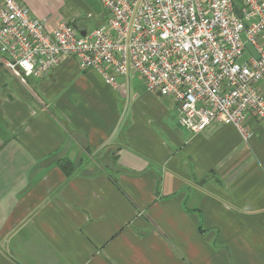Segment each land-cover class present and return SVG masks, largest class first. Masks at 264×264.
Wrapping results in <instances>:
<instances>
[{"label":"crops","instance_id":"1","mask_svg":"<svg viewBox=\"0 0 264 264\" xmlns=\"http://www.w3.org/2000/svg\"><path fill=\"white\" fill-rule=\"evenodd\" d=\"M17 1L47 31L102 26L100 0ZM116 83L74 59L24 85L0 66V264H264L260 125L191 134L136 74Z\"/></svg>","mask_w":264,"mask_h":264},{"label":"built area","instance_id":"2","mask_svg":"<svg viewBox=\"0 0 264 264\" xmlns=\"http://www.w3.org/2000/svg\"><path fill=\"white\" fill-rule=\"evenodd\" d=\"M100 4L104 25L82 36L68 22L47 31L28 7L0 0V66L23 85L67 59L112 87L134 73L146 92L172 101L178 125L191 134L219 120L248 142L252 118L264 136V0Z\"/></svg>","mask_w":264,"mask_h":264},{"label":"rangeland","instance_id":"3","mask_svg":"<svg viewBox=\"0 0 264 264\" xmlns=\"http://www.w3.org/2000/svg\"><path fill=\"white\" fill-rule=\"evenodd\" d=\"M94 6H95V11H96L95 12V17H96L95 20H100V21L102 20V25H104V23L106 21V17H105L106 13H105L104 9L102 8V6L100 4H94ZM94 24H95V22H92V24H90V25H94ZM91 29H93V28H91ZM248 56H249V52H245L242 59L240 60V62L246 60L248 58ZM79 163H80V161H79ZM74 167H78V165H75ZM84 168H85V166L82 169H84Z\"/></svg>","mask_w":264,"mask_h":264},{"label":"trees","instance_id":"4","mask_svg":"<svg viewBox=\"0 0 264 264\" xmlns=\"http://www.w3.org/2000/svg\"><path fill=\"white\" fill-rule=\"evenodd\" d=\"M57 165L67 177L71 176L72 172L74 171V166L66 159L58 161Z\"/></svg>","mask_w":264,"mask_h":264},{"label":"water","instance_id":"5","mask_svg":"<svg viewBox=\"0 0 264 264\" xmlns=\"http://www.w3.org/2000/svg\"><path fill=\"white\" fill-rule=\"evenodd\" d=\"M81 35L83 36L84 33H81ZM246 49H247L248 51H250L252 54H254V51L252 50V47H251L249 44H246ZM255 57H256V55H255Z\"/></svg>","mask_w":264,"mask_h":264}]
</instances>
